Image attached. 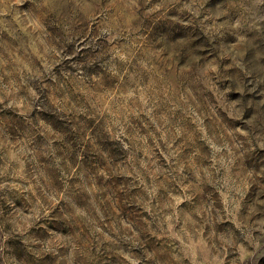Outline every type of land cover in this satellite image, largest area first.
<instances>
[{"label":"rangeland","instance_id":"rangeland-1","mask_svg":"<svg viewBox=\"0 0 264 264\" xmlns=\"http://www.w3.org/2000/svg\"><path fill=\"white\" fill-rule=\"evenodd\" d=\"M0 264H264V0H0Z\"/></svg>","mask_w":264,"mask_h":264}]
</instances>
